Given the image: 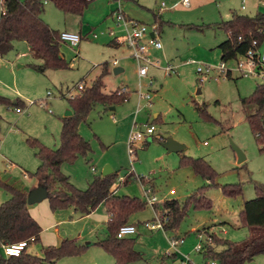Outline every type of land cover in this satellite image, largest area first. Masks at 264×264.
I'll list each match as a JSON object with an SVG mask.
<instances>
[{
	"label": "rangeland",
	"instance_id": "obj_1",
	"mask_svg": "<svg viewBox=\"0 0 264 264\" xmlns=\"http://www.w3.org/2000/svg\"><path fill=\"white\" fill-rule=\"evenodd\" d=\"M147 2L154 7L151 11L142 9L149 19H141L140 22L150 27L156 25L155 16H159L163 2L166 10L173 11L167 12L169 14L165 15L163 23L158 22L163 26L162 32L159 31L163 50H151L153 64L143 79L139 78V67L131 58V51L119 42H116L121 45L119 47L112 45L115 39L110 36V31H114L117 37L124 34L115 18L119 3L111 9L109 0L91 2L80 16L66 14L52 2L44 4L43 19L52 29L60 33L78 32L83 39L78 47L61 44V54L69 65L65 70L45 74L36 72L31 66L38 61L25 42H17L14 51L0 58V96L12 104H19L18 107L0 105L3 118L0 181L25 191H30L37 184V178L32 175L37 172L40 162L28 139H37L50 149H58L62 119L72 112L69 98L64 96L70 91L71 96L81 95L108 63L110 70L103 79V94L120 97L121 89L126 88L128 92L124 95L128 101L113 107L104 104L94 106L79 128L82 137L90 143L92 152L74 164L64 163L61 172L76 188L85 191L95 177L110 167L117 176L114 190L120 197H134L145 203L140 181L145 179L149 183L144 186L152 188L161 202L173 199L183 202L199 189L207 187L209 180L183 165L181 158L186 155L204 159L217 173L215 186L205 190L206 197L212 201V209L189 210L175 232H151L144 228V223L154 222L155 210L147 205L144 211L131 219L138 228V234L127 238L136 240L135 249L143 254V260L132 264H181L184 256H190L195 264H208L211 260H206L203 253L195 252L200 243L199 234L212 233L232 242L246 240L249 230L239 215L244 202L256 198L255 184L264 185V145L256 142L241 106V99L250 97L257 86L263 85V81L259 77H242L236 72L229 79L216 69L224 63L218 46L227 39V35L217 30L215 25L229 21L232 13L252 17L258 0H201L200 7L196 8L193 5L192 8L183 7L182 0H157V4L155 0ZM138 9L141 8L138 6ZM2 11L0 2V17ZM238 61L242 60L224 64L227 69L234 70ZM114 62H117L116 66ZM198 63L215 70L209 75H201ZM168 65L175 68V72H167ZM117 67L123 72L115 74ZM80 84L84 86L82 91L77 89ZM42 102L47 105L41 106ZM203 104L206 105V117L197 110V105ZM17 108L22 113L17 114ZM150 126H154V134L137 142L131 154V134L146 133ZM166 135L184 144L186 149L180 153H169L162 145ZM231 142L246 156L244 163H238ZM128 177L131 178L127 184L120 181ZM238 184L242 188L241 195L229 197L224 194V187ZM171 190L176 194L171 196ZM9 199L10 194L0 186V205ZM37 206L41 207L45 217L48 200ZM99 209L97 216L90 219H81L71 209L60 210L59 217L64 223L58 225L57 230L49 229L45 236L47 242L41 240L40 244L32 245L30 253L42 256V248L58 245L47 244H53L60 237L62 240H75L82 252L64 257L57 264H114L113 258L99 245L109 237L108 220L103 217L108 214L103 207ZM48 226L44 221V228ZM182 237L186 238L185 242L175 257L170 240ZM245 264H264V256Z\"/></svg>",
	"mask_w": 264,
	"mask_h": 264
},
{
	"label": "trees",
	"instance_id": "obj_2",
	"mask_svg": "<svg viewBox=\"0 0 264 264\" xmlns=\"http://www.w3.org/2000/svg\"><path fill=\"white\" fill-rule=\"evenodd\" d=\"M44 1L52 2L66 14L77 16L82 15L89 4L86 0H0L3 6L0 17V58L3 59L14 51L17 42H25L31 55L38 61L31 67L41 74L69 68L61 54V33L52 29L43 19ZM215 28L227 35V39L218 46L224 63L246 56L251 49L264 44L262 13L253 17L232 13L229 21L218 23ZM112 45L121 46L116 41ZM108 74L106 63L101 75L90 87L78 97L69 98L73 115L62 119L61 145L58 149H50L37 139H28L40 162L37 172L32 176L37 178L39 185L47 189V200L52 212L72 208L84 217L104 204L109 215V237L99 245L114 259L115 264H132L143 260V254L135 249L136 240L118 239L117 232L120 227L131 224L132 217L144 211L147 203L138 198L116 195L114 187L117 176L114 173L106 177H95L88 189L82 191L61 172L64 163L74 164L80 157H86L92 152L90 143L82 137L79 128L94 106L104 104L113 107L128 101L123 94L120 97L103 94V79ZM227 78L230 79L231 74H227ZM0 105L19 106L17 102L12 104L3 96H0ZM241 106L256 142L264 145V86H257L250 97L242 98ZM197 110L202 116H208L205 104L197 105ZM2 121L0 115V132ZM181 163L190 167L196 175L208 179L209 183L183 202L173 199L155 206L157 213L163 217L165 232L177 231L191 209H212V201L206 197L205 190L215 186V170L202 158L194 159L183 155ZM130 178H126L124 184ZM0 186L10 194V199L0 205V264H57L64 257L81 254V247L70 239L63 240L57 246L43 247L42 256L30 253L32 245L41 243L43 228L30 213L28 194L1 181ZM255 189L256 198L245 201L239 215L241 222L248 227V238L242 242H232L208 233L213 239V245L205 246L203 256L206 260L216 261L218 264H245L258 256H264V185L257 183ZM223 192L226 196L235 197L242 194V188L239 184L228 185L223 188ZM21 243H25L26 247L18 256L6 254L5 249Z\"/></svg>",
	"mask_w": 264,
	"mask_h": 264
},
{
	"label": "built area",
	"instance_id": "obj_3",
	"mask_svg": "<svg viewBox=\"0 0 264 264\" xmlns=\"http://www.w3.org/2000/svg\"><path fill=\"white\" fill-rule=\"evenodd\" d=\"M87 2H95L98 0H86ZM119 1V7L117 9V12L115 13V18L117 21V24L122 28L123 30V36L117 37L114 31H110V36L114 37L116 42L121 43L123 46H125L129 51H131V58H133L139 67V78L143 79L148 75L149 66L153 64L151 60V50H163V45L158 38V31L159 27L156 24L153 27H150L144 23L138 22L136 20H133L125 15L123 12L121 6H120V0ZM47 1H44V4H47ZM259 3L264 6V0H259ZM182 4L184 7L189 8L190 7V0H183ZM162 6L164 7L165 4L163 3ZM245 5H243V9H245ZM154 35V36H152ZM95 39H97V35L94 36ZM82 35L81 34H75V33H69V32H63L60 34V40L62 43H67L72 45L73 47H78L82 41ZM254 46H256V43H254ZM257 47V46H256ZM78 56V55H77ZM241 59L242 61H238L237 67L234 70H229L225 66L224 63H221L220 66H218L216 69L218 70L220 75L223 74H232L233 72L238 73L242 77H259L263 81L264 86V44L256 49H251L246 56L238 57L235 60ZM195 63V61H193ZM117 65V62H114V66ZM198 73L201 75H209L212 71L215 69L213 67L203 65L198 63ZM175 68H173L171 65H168L166 67L167 72H175ZM78 91L84 90L83 84H80L77 86ZM71 92V91H70ZM68 92L67 95L64 97L74 99L75 96ZM128 92L126 88L121 89L120 95H124ZM50 96V94H49ZM149 96L146 97L148 99ZM143 99V96H141V100ZM33 104V103H31ZM46 102H42L41 106H46ZM17 113H22V110L20 108L16 109ZM155 132L154 126H150L146 128V133H132L129 139V146H130V153L133 154V147L137 144V142H141L144 140V138L150 137ZM27 178V176L25 175ZM126 178H121V182H125ZM142 188H143V195L146 199L147 205L153 207L155 210V219L153 223L147 222L145 226L150 230H164L163 229V217L160 216L156 209V205L163 204L156 196L153 194L152 188H146L144 185L149 183L145 179H140ZM153 194V195H151ZM175 191L171 190L170 195H175ZM137 233V229L134 225L128 224L120 227V229L117 232V238L118 239H126L129 236H133ZM206 238V239H205ZM200 243L196 246L195 252L196 253H203L205 251L206 245H213V239L208 233H200L199 234ZM184 239L182 238H173L170 240V246L171 249L174 251V254L179 253L178 248L183 244ZM26 247L25 243H21L17 246H14L12 248L5 249V252L8 256H18L20 254V251ZM171 256V254H168ZM181 264H195L194 261L191 259L190 256H184L182 257ZM208 264H218L216 261H209Z\"/></svg>",
	"mask_w": 264,
	"mask_h": 264
},
{
	"label": "crops",
	"instance_id": "obj_4",
	"mask_svg": "<svg viewBox=\"0 0 264 264\" xmlns=\"http://www.w3.org/2000/svg\"><path fill=\"white\" fill-rule=\"evenodd\" d=\"M132 1V2H131ZM183 1V0H182ZM201 0H190V7L192 8V5L196 8V7H200V2ZM109 3H111V6H110V8L111 9H114V7L116 6V4H118L119 3V1L117 2V0H109ZM164 3V2H163ZM162 3V4H163ZM155 4H157V0H155ZM162 4L160 5V14H159V16H155L156 17V24L158 25V22H159V20L161 19V23H163L164 21H163V18L165 19V17H167V16H165L166 14H169V13H167V12H172L173 11V9H171V10H166L165 8H166V4H165V6L163 7L162 6ZM120 6H121V8H122V10H123V12L125 13V15L126 16H128L129 18H131V19H133V20H136V21H138V22H140L141 21V19H143L142 21H145L144 19H149V15H145V13H144V11L143 10H146V11H151V7H154V6H149V4H148V2H147V0H120ZM138 6L141 8V9H138ZM182 6H183V4H182ZM184 7V6H183ZM189 7V8H190ZM246 7V6H245ZM185 8H187V7H185ZM243 8V7H242ZM126 9H127V12H126ZM143 9V10H142ZM246 9V8H245ZM244 9V10H245ZM152 11H153V9H152ZM252 11H254V15L253 16H255L256 14H258V13H264V6H262L260 3H259V0H258V3L256 4V5H254V7H253V10ZM128 13H131L132 14V16L130 15V14H128ZM163 15H164V17H163ZM252 16V17H253ZM144 17H146V18H144ZM141 23H143V22H141ZM170 22H165V24H169ZM158 27H159V25H158ZM162 27L163 26H161L160 28H159V31L160 32H162ZM82 30V29H81ZM81 30H80V33H81ZM159 31H158V38H159ZM70 32V31H69ZM71 33H75V34H77L78 32H71ZM22 56H25L24 54L22 55ZM108 64V63H107ZM118 68V67H117ZM117 68H115V69H117ZM108 69H109V65H108ZM120 69H122V68H120ZM110 70V69H109ZM49 72V71H48ZM122 72H123V69H122ZM47 73V72H46ZM16 104V103H15ZM17 113V112H16ZM17 114H20V113H17ZM0 143H1V140H0ZM40 164V163H39ZM37 187H39V183L37 182V184L35 185V186H33V188H31V190L30 191H25L27 194H29L32 190H34V189H36ZM23 190V189H22ZM29 205V204H28ZM42 205V204H41ZM43 206V205H42ZM103 207V210L107 213V209H106V207H105V205L104 204H102L101 206H99L93 213H91L90 215H88V216H84V217H81V219H86V218H93V217H96L97 215V211H99L100 209L99 208H102ZM41 207H39V206H37V205H29V210H30V213H31V215L39 222V224L40 225H42V227H43V232H42V241H44V242H47L46 240H45V236H46V233H48L49 232V229H55V230H57V228H58V225H60L61 223H64V221L62 220V218H60L59 216H60V212L59 211H56V212H52L51 211V209H50V206H49V208L47 207L46 208V210L48 209V213L46 214H44L45 215V217H43V215H42V213H41V209H40ZM71 210H73V212L75 213V215H77L76 214V212L74 211V209H72V208H70ZM49 213H52V214H49ZM48 214H49V216H48ZM108 214V213H107ZM78 216V215H77ZM41 217V218H40ZM103 217H106V219L108 220L107 221V224H108V222H109V215H107V216H103ZM133 218V217H132ZM44 221L45 222H47L48 224H49V226L48 227H46V229L44 228ZM132 221V220H131ZM131 223V222H130ZM147 223V222H146ZM146 223H144V226H145V224ZM132 224V223H131ZM133 225V224H132ZM135 226V225H134ZM136 227V226H135ZM144 228H146L148 231H151V232H154V231H160L159 229H156V230H150V229H148L146 226L144 227ZM136 229H137V233L135 234V235H137L138 234V228L136 227ZM164 231V230H163ZM197 233H198V230H197ZM212 234V233H211ZM182 239H184V241H183V244H184V242H185V237H182ZM56 240L57 241H55L53 244H47V245H54V244H60L63 240H62V238H60V237H58V238H56ZM71 240V239H70ZM59 241V242H58ZM58 244V245H59ZM182 244V245H183ZM57 246V245H56ZM179 251V250H178ZM167 256L169 257V255L167 254ZM174 256L175 257H178V254H174ZM113 262H114V259H113ZM114 264H115V262H114Z\"/></svg>",
	"mask_w": 264,
	"mask_h": 264
},
{
	"label": "water",
	"instance_id": "obj_5",
	"mask_svg": "<svg viewBox=\"0 0 264 264\" xmlns=\"http://www.w3.org/2000/svg\"><path fill=\"white\" fill-rule=\"evenodd\" d=\"M154 36V35H152ZM115 74H120L122 73V69L117 68L114 70ZM72 112H68L66 114V117L72 116ZM165 141L163 142V147L169 152V153H180L186 149V146L184 144H181L177 142L173 137L166 135L165 136ZM232 149L236 152L237 157H238V163L242 164L246 161V156L242 152V150L235 145L233 142H231ZM113 174V171L110 167H107L102 176L106 177ZM48 199V191L45 187L39 185L36 189L32 190L27 197V202L29 205H37L43 202L44 200Z\"/></svg>",
	"mask_w": 264,
	"mask_h": 264
}]
</instances>
